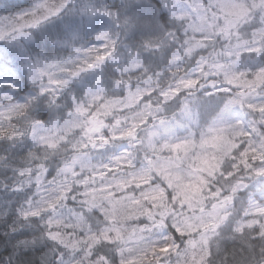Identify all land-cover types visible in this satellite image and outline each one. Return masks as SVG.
<instances>
[{"label":"trees","instance_id":"obj_1","mask_svg":"<svg viewBox=\"0 0 264 264\" xmlns=\"http://www.w3.org/2000/svg\"><path fill=\"white\" fill-rule=\"evenodd\" d=\"M192 1L208 37L191 0H0V106L24 104L0 122V264H264V0H233V33L226 0Z\"/></svg>","mask_w":264,"mask_h":264},{"label":"rangeland","instance_id":"obj_2","mask_svg":"<svg viewBox=\"0 0 264 264\" xmlns=\"http://www.w3.org/2000/svg\"><path fill=\"white\" fill-rule=\"evenodd\" d=\"M191 2H192L191 6H190V3H189V5L185 4L186 7L184 8V12H183L182 16L184 18H189V17H191V15L195 14L196 19H195V21L192 22V26H194L198 30L199 33H202L203 35H206V37H208L207 33L211 34V29H212V26H213V23H212L213 18L211 16H209L211 14H209L208 11H206L204 9L203 5L200 3L201 1H192L191 0ZM220 10H221V12L224 15L223 17L226 18L225 22L227 23V26L225 24V27L227 28L229 33H233V32H235L238 29L229 30L228 28L236 25L238 22L240 23L239 27H241L243 25V23L245 22V20L249 18V16H248L249 15V10L247 9L245 3L242 2V1H237V2L234 1L233 2V0H226L225 1V5H222L220 7ZM220 29H222V27H220ZM257 30L258 31H255L256 35H262L263 36L264 27H258ZM191 31H192V33H196V32L193 31V29ZM106 35L107 34H105V33H101V34H99V37L106 38L105 37ZM99 46L101 48H104V46H105L106 47V52H109L110 48L112 47L111 45L106 46V44L104 42L102 44L100 43ZM249 48L250 47L247 46V45H243V44H239L238 45L237 44L233 48L232 52H235L237 54L238 51L241 52L242 50H246V49H249ZM75 51H77V52L73 55L74 59L68 62L69 63L68 67H64L63 66L62 70H65V69L69 70L68 68H72L74 66H79V68H80L83 65L85 66V64L90 60L89 57L92 55V53H91L92 50L87 49V48H83L82 46L79 45L78 47L75 48ZM84 53H85V55H83ZM105 55H109V54L107 53ZM64 64H66V63H64ZM51 70H53V69H51ZM51 70L48 73V77L47 78H49V79L46 81L47 82L46 86L50 90H52V92H54V94H57L64 87V84L66 83L65 79H66V76L68 74L64 73V72H61V70L59 68L54 69L53 71H51ZM41 76H42V78H45V74H42ZM176 79H177V80H175L176 82L174 80H171V81L168 82L169 85L174 84V86H175V88L173 89V92L171 93V95L175 94L174 91L178 89V87H176V86H178L181 83V80H180L179 77H177ZM23 107H24V104H23L22 101H17V102L11 103V104L9 103V104H7L5 106H0V122H3V119L5 117H10L12 114L20 113L24 109ZM257 107L259 108V110L262 113L261 120H262V123H264V99L259 101V102H257ZM71 121H69V123L66 125L67 128L71 127V130L77 129V125H81V124H78L76 122L77 121L76 119H74V120L71 119ZM48 126H50V125H48ZM55 127H56L55 123H54V127L50 126L49 129L45 125L38 124L37 128H35V130H34V134L36 136H38L39 141L45 142L47 140L46 139L47 137L49 139L52 138V133H54V130H57V129H55ZM91 132L93 133V131H91ZM94 132L96 133V130ZM129 133H130V131H129ZM129 133H125V135L129 134ZM229 133L232 134V132H230V131H229ZM91 137H93V136H91ZM93 139H94V137H93ZM94 141H95V139L92 140V144H93ZM80 144L81 143L78 142V145H80ZM116 157L118 158L117 161H121L122 160V159L119 158L118 155ZM114 167H116V166L115 165H111L110 166V168H114ZM262 170L264 171V169H262ZM142 171L151 173V170L146 168V167ZM142 171L137 172V173L133 171L132 173H130L131 176L130 175L129 176L130 177L133 176L134 178L137 177V176H139L140 178L141 177H145L146 174L144 172H142ZM158 194H159V190L156 187H151V188L149 187L147 189L144 197L145 198L149 197V199H152L154 202L155 201L157 202L158 201V197H159ZM263 198H264V196H263ZM128 201H130L132 203L133 201L136 202L138 200L130 198V200H128ZM154 202H153V204H154ZM155 206H157V203H156ZM251 213L254 216L257 215V217L260 216V215L264 216V203H256L255 205H253ZM56 221H60V220L57 219ZM133 238L134 237L132 236V239ZM139 244H140V246H142L141 248H146V243H143L144 244L143 245L142 242H139ZM139 244L136 243L133 246L137 247V246H139ZM134 247L128 246V249L133 250ZM124 249L126 250V247ZM152 251H153V249H152ZM156 253L158 254V252H156ZM126 255H128L127 256L128 259H127V261H125L127 263H130L132 261H136V262H134V264H140V262H141L140 260H143V259H141L142 258L141 256H137V255L133 256V253H130V254L126 253Z\"/></svg>","mask_w":264,"mask_h":264}]
</instances>
